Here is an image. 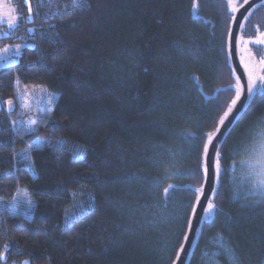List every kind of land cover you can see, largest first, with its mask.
<instances>
[{
  "label": "trees",
  "instance_id": "1",
  "mask_svg": "<svg viewBox=\"0 0 264 264\" xmlns=\"http://www.w3.org/2000/svg\"><path fill=\"white\" fill-rule=\"evenodd\" d=\"M11 1L0 48L26 45L0 68V198L29 193L34 210L0 208V264H172L205 181L204 134L240 86L228 37L245 0ZM249 13L241 48L264 35V3ZM249 50L264 59V44ZM37 84L59 96L26 130L18 90ZM263 133L257 90L220 148L215 216L190 264H264V193L248 179Z\"/></svg>",
  "mask_w": 264,
  "mask_h": 264
},
{
  "label": "water",
  "instance_id": "2",
  "mask_svg": "<svg viewBox=\"0 0 264 264\" xmlns=\"http://www.w3.org/2000/svg\"><path fill=\"white\" fill-rule=\"evenodd\" d=\"M264 0H248L240 5H234L232 7L233 19L231 21V26L229 30L228 37V53L230 58V63L239 77V84L245 87L240 91L239 99L236 97V104L233 106L232 101L228 106L227 113L229 115L224 118V123L219 122L217 129L212 133L213 141L208 147L207 157L203 155V162H207L208 173L205 176V181L202 186V190L198 197L199 204H197V199L193 206L187 230L183 239L182 244L177 250V255L172 264H190L193 258V253L195 251L199 236L202 232V228L207 218L209 221L215 216V209L211 213H205L204 208L207 207L208 203L212 202L213 189H217L220 182V175L216 177L214 174V164L219 153L221 146L223 145L226 137L237 123V121L242 117L245 111L250 106L252 100L257 94V91L250 97L247 92V84L249 83V72L252 73L253 79L256 80L258 86L259 77L262 76V71L264 69V59L259 61L256 54L249 50V42H255L258 40H264V35H259L255 39L246 40L241 48L240 37L242 28L241 24L244 23L245 17L248 13L258 4ZM231 109V111H229ZM221 121V120H220ZM214 204V203H213ZM215 205V204H214ZM195 209V210H194Z\"/></svg>",
  "mask_w": 264,
  "mask_h": 264
},
{
  "label": "rangeland",
  "instance_id": "3",
  "mask_svg": "<svg viewBox=\"0 0 264 264\" xmlns=\"http://www.w3.org/2000/svg\"><path fill=\"white\" fill-rule=\"evenodd\" d=\"M17 22L18 15L12 1L0 0V27L2 24H4L3 27H14ZM25 45V43H16L0 48V68L13 63L16 60L13 54L19 53ZM4 49L8 50L4 51ZM17 96L24 106L21 122L26 125L25 129L28 130L36 127L43 114L53 109L59 95L58 93L48 90L45 86L37 84L20 87ZM45 143V138L37 137L33 145L41 146ZM29 149H23L24 156L29 155ZM260 159H264V133L254 143L250 151V161L253 163L255 176H258L261 172L260 165L255 164V161ZM0 208L8 209L12 214L32 217L34 201L29 193H22L19 196H14V198L10 200H2L0 198Z\"/></svg>",
  "mask_w": 264,
  "mask_h": 264
},
{
  "label": "snow or ice",
  "instance_id": "4",
  "mask_svg": "<svg viewBox=\"0 0 264 264\" xmlns=\"http://www.w3.org/2000/svg\"><path fill=\"white\" fill-rule=\"evenodd\" d=\"M245 2L247 3L248 0H245ZM73 5L75 7H82L83 4L81 2V0H73ZM229 6H231V0H229ZM195 8V5H194ZM29 12H31V6L29 5L28 8ZM250 14V13H249ZM244 19H247V17H245ZM11 26V25H10ZM241 28H243V24L240 25ZM257 44H264V40H258L256 41ZM8 49H4V51H7ZM249 83L247 84V92L249 94V96L251 97L257 90H259L262 94H264V76H260L259 77V81L260 84L259 86H257L256 84V80L253 79L252 73L249 72ZM237 80H239V77H237ZM244 85H240L236 91H237V97L236 100L239 99V95H240V91L244 88ZM236 100L232 101L233 106L236 104ZM229 111H231V109H229ZM229 115V113H225V117H227ZM221 124L224 123V118L221 119L220 121ZM217 132H219V129H217ZM207 137L206 142L204 143V155L205 158L207 157V152H208V147L210 144H212L213 141V134L212 133H205L204 134ZM220 155L219 153H217V157L215 160V164H214V174L216 177H219L221 171H222V165L220 164ZM242 165H249V162L247 160L241 161ZM256 165H260L261 167V172L258 176H249L248 179H250L253 182V187H255L258 191L264 193V159H260L255 161ZM203 172L205 174V176H207L208 173V166H207V162L205 161V164L203 165ZM175 186L174 185H169L167 188L164 189V193L165 195L170 194V190L173 189ZM197 191H200L199 189H197ZM213 194H215V189H213ZM199 197H197V204H199ZM216 208V206L213 203H208L207 207L204 208V212L205 213H211L214 209ZM195 210V209H194ZM27 264V262H26Z\"/></svg>",
  "mask_w": 264,
  "mask_h": 264
},
{
  "label": "flooded vegetation",
  "instance_id": "5",
  "mask_svg": "<svg viewBox=\"0 0 264 264\" xmlns=\"http://www.w3.org/2000/svg\"><path fill=\"white\" fill-rule=\"evenodd\" d=\"M264 3V1L263 2H261L260 4H263ZM249 14V13H248Z\"/></svg>",
  "mask_w": 264,
  "mask_h": 264
}]
</instances>
